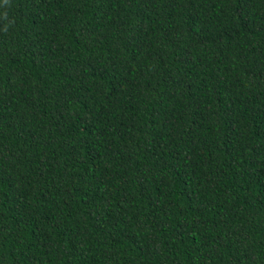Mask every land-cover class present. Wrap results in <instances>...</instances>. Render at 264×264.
Wrapping results in <instances>:
<instances>
[{
    "label": "trees",
    "instance_id": "obj_1",
    "mask_svg": "<svg viewBox=\"0 0 264 264\" xmlns=\"http://www.w3.org/2000/svg\"><path fill=\"white\" fill-rule=\"evenodd\" d=\"M4 12L0 264H264V0Z\"/></svg>",
    "mask_w": 264,
    "mask_h": 264
},
{
    "label": "clouds",
    "instance_id": "obj_2",
    "mask_svg": "<svg viewBox=\"0 0 264 264\" xmlns=\"http://www.w3.org/2000/svg\"><path fill=\"white\" fill-rule=\"evenodd\" d=\"M2 3H3L4 6H7V5H9L10 0H2ZM0 18H2L4 20H8V13L4 12L2 17H0ZM11 23H13V21H9L8 24H5L4 29H3L4 32L8 31L9 24H11Z\"/></svg>",
    "mask_w": 264,
    "mask_h": 264
}]
</instances>
